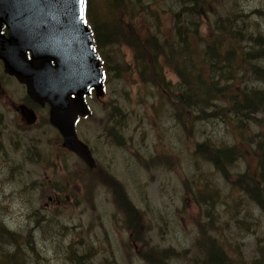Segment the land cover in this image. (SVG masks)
<instances>
[{"label":"trees","instance_id":"trees-1","mask_svg":"<svg viewBox=\"0 0 264 264\" xmlns=\"http://www.w3.org/2000/svg\"><path fill=\"white\" fill-rule=\"evenodd\" d=\"M115 1L120 4L115 16L118 26L121 25L125 34L134 32L135 20L141 10H135L132 0ZM180 1V8L175 13L176 39L166 41L170 54L181 69L179 75L182 83L178 90H170L166 95L161 94V97L170 103L172 110L169 114L172 118L169 119L179 124L182 132L187 128L190 131L198 129V133L204 136L202 141H196V153L204 161L212 163L234 188L244 193L245 201L240 202V205L245 217L241 224L245 227L253 219L255 209L264 219V0ZM247 3H256L257 7L247 11ZM209 16L213 17V21L211 31L206 35L201 25L204 18ZM177 42L178 45H175ZM141 43L140 77L162 90L161 80L165 78L155 76L157 71L153 64L156 52L164 53V50L152 39L148 49L146 44ZM156 115L158 117L159 113ZM190 115V120L185 118ZM212 120L228 122L233 127V138L220 141L217 137H210L213 133L208 132L205 126ZM165 122L161 130L166 132ZM242 138L244 142L240 141ZM245 144L254 146L252 160L244 173L234 175L230 170L245 155ZM217 194L215 188L212 193H207L203 202L210 203ZM251 207L253 212H250ZM212 213L217 214V211ZM130 215L132 226H137L138 212L133 210ZM41 219H37L39 224ZM48 226L52 227L50 224ZM59 230L53 232L58 233ZM262 236L258 244V257L247 262L240 245L233 246L237 248L230 254L225 243L221 244V239L201 234L197 239L200 251L185 255L182 262L187 264L188 259H194L196 263H203L205 259L201 258L202 253L206 258L209 257L210 261L205 260L206 264H264L263 230ZM146 246L150 250L156 246L160 249V254L155 256L152 264H171V257L185 251L172 246ZM66 250L67 259L73 264H90L89 249L83 244L71 245Z\"/></svg>","mask_w":264,"mask_h":264},{"label":"rangeland","instance_id":"rangeland-1","mask_svg":"<svg viewBox=\"0 0 264 264\" xmlns=\"http://www.w3.org/2000/svg\"><path fill=\"white\" fill-rule=\"evenodd\" d=\"M172 25L173 24L171 20L163 18L162 31L164 38H172ZM152 29L156 30V25L152 24ZM123 82L127 84L126 91H124V89H119L116 85L117 91L116 95L114 96L117 98V102L121 106L125 107L129 112V120L131 125L130 132L132 131L133 133L132 143L133 146L138 149L132 155H128L125 152L120 151L115 146H112L106 153L105 157L111 164V167L114 169L115 173L123 180V184L125 188L129 190L132 200L135 201L139 207L146 208V201L144 198H149V207L147 208L148 211L151 213L162 212L163 217H160L158 214L156 215V222L160 224L162 231L160 232L157 225H153L154 228L150 234L151 244L153 246L158 245V243L163 245L171 244L177 248H183L184 246L189 248L192 246V240L195 235V228L192 221L193 212L188 211V213H185L183 217L177 213V209L181 208L182 206V184L181 181H179L178 176L173 171H166L162 167L143 169L136 162V160H141L144 156L148 157L150 154H154L157 149L155 146V141H157V130L151 127L149 121L153 119V110L150 107L149 102L142 104L139 97L140 94L144 97H149L148 91L138 84L135 79L127 77ZM108 93L111 95V89L109 88ZM106 99L107 97L103 100ZM102 105L103 102H99L95 105V113L98 116L103 115V111L101 110ZM185 118L190 120L192 116L190 115V117ZM205 127L207 128L208 132L213 133L212 135L224 140L230 139L233 131L228 122L224 123L220 120H212L210 123H207ZM164 129H167V131L165 132L161 130V138H163L166 142V150L168 152L171 150V152L181 157L185 174L192 175L193 180H199L202 175L208 178L205 182V191L199 195V199L203 202V199L207 193H212L214 189L216 188L217 190L218 187L220 188L222 195L226 197V201L230 206H224L223 208L225 212L222 214V228L224 234L227 235L224 239L225 244L231 248H237L233 247L232 243L228 240L229 236H233V238H235L234 243L238 242V244L242 245L244 250H246L245 253L248 256L253 255L252 253H254L255 250L256 237L259 234H262L261 230L264 231V219L258 210L255 209L254 211V209L251 207L250 212L254 211L252 215L253 219H251L249 224L244 227L241 224V220L245 219L243 214L244 210L241 207H239L238 210H235L232 207L233 199L238 197V193L234 194L230 192V187L224 182L225 177L223 173H221L218 168L216 173H214L213 171H209L203 164L195 167V165L191 163V158L193 157L189 154L183 135L184 133L181 131L179 124L169 122ZM85 130L86 133H83V136L90 141L96 134L99 133L100 127L96 123V116L93 119L87 121ZM187 131H190V128H187L185 132ZM198 132L199 130L195 129L194 143H196L197 140L202 141L204 139V136ZM114 139H117V135L114 136ZM127 166L133 171V179L126 178ZM236 166L237 164L234 165L232 169L236 168ZM244 168L245 163L242 162L237 166V170H242ZM32 170L35 174L38 172L37 169L32 168ZM134 176H136L138 182L136 179H134ZM8 191L9 189L7 192ZM98 201V208H92L93 206H83L81 212L74 211L67 213L64 216V220L71 228H76L78 232H82L84 235L82 242L83 245L88 244L97 247L96 249H98L97 251L99 252L98 258L106 256L108 259H112V252H114L117 256L116 263L144 264L139 259H137L135 255L131 254L130 258L126 255L128 247L124 246L126 244L123 241L127 240L128 233L126 231L119 233L115 228L111 227L110 220L112 218V214L114 213V207L107 203V195L100 194ZM21 205L22 204L16 200L15 206L21 207ZM40 205H45V201H42ZM190 205L193 206L194 203L190 202ZM22 213L23 212H21V209H16L14 214H12L13 217L9 219V222L15 226L24 225L25 218ZM103 221L105 227L102 226ZM121 224L122 223H120V225ZM250 230L251 233L249 234L248 231ZM85 232H87L88 235H85ZM107 237L108 240H105L104 243L100 242V240ZM71 238H73V236L70 237L69 235L68 239L65 241L66 243L64 242V244H67V240L69 241ZM97 238L98 241H95ZM43 241L47 243L43 249V252L45 256L48 257L49 264H65L64 260H61L62 255L60 253H56V251L61 252L62 250H57L54 248V244L59 242L63 243L62 240L59 239V242H57V238L52 239L47 237L43 238ZM220 242L223 245L222 239ZM41 246L43 247L44 245ZM219 247H221L220 244ZM147 249L150 250L149 247ZM158 250L159 248L156 246L153 250L146 251L145 254L146 256H150L151 259H154L155 256L158 255ZM261 252H263V249ZM183 258L184 257H182V259ZM9 261L19 264L18 261L14 259ZM200 263L201 262L196 263L194 259H188L187 261V264Z\"/></svg>","mask_w":264,"mask_h":264},{"label":"water","instance_id":"water-1","mask_svg":"<svg viewBox=\"0 0 264 264\" xmlns=\"http://www.w3.org/2000/svg\"><path fill=\"white\" fill-rule=\"evenodd\" d=\"M31 1L33 11L36 12L37 26L50 21L44 33H37L36 39L0 40V57L5 60L6 70L16 74L28 85L30 95L38 102H48L51 105V121L58 125L65 136L68 147L89 159L86 147L78 141L74 133V121L78 114L85 115L88 109L84 104L83 95L87 93L89 85H95L98 93L102 94V86L94 81L99 70V61L92 49V41L87 27H76L73 34L67 35L59 31V26L65 24L66 29L80 25L76 17L68 16V9L74 0H21V3ZM6 5L5 3H3ZM46 4L54 10L53 15L47 11ZM67 5V6H66ZM51 29L50 35L47 30ZM14 44H20L17 61L12 49ZM28 50H33L32 59L26 56ZM61 51L56 54L57 51ZM55 62V66L51 61ZM46 68L44 71L31 73L28 68ZM37 78H44L42 83H36ZM80 86L79 88H74ZM71 94L76 97L71 98Z\"/></svg>","mask_w":264,"mask_h":264},{"label":"flooded vegetation","instance_id":"flooded-vegetation-1","mask_svg":"<svg viewBox=\"0 0 264 264\" xmlns=\"http://www.w3.org/2000/svg\"><path fill=\"white\" fill-rule=\"evenodd\" d=\"M9 85L12 84V80H7ZM19 87L22 88L21 85ZM0 92L5 93L4 89V81L3 78L0 76ZM7 103L13 112V114L10 113V111L6 110ZM18 110V107L16 106L15 101L12 99L10 94L7 95V98L3 100H0V134L4 137L6 134L5 132H9L10 128L13 130H17L19 128L18 120H20V116L16 112Z\"/></svg>","mask_w":264,"mask_h":264},{"label":"snow or ice","instance_id":"snow-or-ice-1","mask_svg":"<svg viewBox=\"0 0 264 264\" xmlns=\"http://www.w3.org/2000/svg\"><path fill=\"white\" fill-rule=\"evenodd\" d=\"M74 3L78 5V9L75 13L76 18L78 19V21L83 22L84 24H87V20L85 19L86 0H74Z\"/></svg>","mask_w":264,"mask_h":264},{"label":"bare ground","instance_id":"bare-ground-1","mask_svg":"<svg viewBox=\"0 0 264 264\" xmlns=\"http://www.w3.org/2000/svg\"><path fill=\"white\" fill-rule=\"evenodd\" d=\"M134 10V9H133ZM169 122H173V123H176L175 121H173V120H171V119H169V120H167L165 123H166V125H168V123ZM175 152V151H174ZM141 184V183H140ZM23 214V213H22ZM228 217V216H227ZM251 228V227H250ZM253 229V228H252ZM239 231V230H238ZM241 231V230H240ZM245 232L247 233V231L245 230ZM249 232V234L251 233V230L250 231H248ZM245 234V233H244ZM243 234V235H244ZM248 234V235H249ZM253 234V233H252ZM255 234V233H254ZM230 235V234H229ZM232 235V234H231ZM257 235V234H256ZM227 236V235H226ZM68 239V238H67ZM255 239V238H254ZM228 240L232 243V246H235V245H240V244H238V242H235L234 243V241H235V238H233V236H229L228 237ZM193 241V240H192ZM225 241V240H224ZM223 241V242H224ZM57 242H59V239H58V241ZM85 242V241H84ZM124 242V241H123ZM64 243V242H63ZM66 243V242H65ZM67 243H68V240H67ZM125 243V242H124ZM225 243V242H224ZM256 243V242H255ZM155 244V243H154ZM152 245V244H151ZM158 245H160V246H172V247H174L175 249H177V250H179V251H181V250H183V249H185L184 247L183 248H177V247H175V246H173V245H163V244H159L158 243ZM226 245V244H225ZM112 246V245H111ZM125 247H126V245H124ZM241 246V245H240ZM226 247H228L227 245H226ZM112 249H113V247H112ZM244 250V249H243ZM246 251V250H245ZM253 252V251H252ZM259 252V251H258ZM252 254H254V253H252ZM117 257V256H116Z\"/></svg>","mask_w":264,"mask_h":264}]
</instances>
